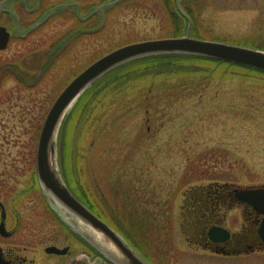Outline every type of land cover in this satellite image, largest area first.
I'll list each match as a JSON object with an SVG mask.
<instances>
[{
    "label": "rangeland",
    "instance_id": "rangeland-1",
    "mask_svg": "<svg viewBox=\"0 0 264 264\" xmlns=\"http://www.w3.org/2000/svg\"><path fill=\"white\" fill-rule=\"evenodd\" d=\"M202 8L194 31L202 37L196 38L240 45L239 40L256 37L264 46V0H224L213 14L209 6ZM136 28L140 39L174 32L173 25H160L157 18H140ZM259 30L263 33L255 35ZM101 33H93L90 49L84 48L91 62L127 42ZM195 64L192 74L163 66L124 77L84 106L79 120L65 124L75 113L73 103L57 138L58 166L64 179L77 190L86 187L93 201H103L105 193L114 213L103 217L151 264H264V254L220 257L191 248L189 241L205 223L203 216L187 223L193 199L205 198L211 186L214 191L229 185L225 190L233 192L264 187V73L212 59ZM55 73L33 90L17 85L5 95L0 90V200L33 214L35 224L25 232L35 236H64L41 206L42 196H36L44 192L33 188L44 120L77 74L66 73L56 82ZM101 180H123L121 188L127 190L111 194L98 186ZM18 194L26 197L18 200ZM123 201L128 205L121 207ZM150 210L157 215L148 217ZM234 211L222 210L232 232L241 228Z\"/></svg>",
    "mask_w": 264,
    "mask_h": 264
},
{
    "label": "flooded vegetation",
    "instance_id": "flooded-vegetation-1",
    "mask_svg": "<svg viewBox=\"0 0 264 264\" xmlns=\"http://www.w3.org/2000/svg\"><path fill=\"white\" fill-rule=\"evenodd\" d=\"M221 1L223 3L224 0H0V90H3L2 93L5 95V92L11 93L13 85H17L15 89H36L51 72L57 73L56 82L66 73L79 74L93 62L90 53L86 54L84 48L90 49L92 34L97 33L99 29L103 38L126 40L127 42L121 46L144 40L184 37L189 28L190 36L202 37L200 34H194L195 29L200 26L198 20L201 8L207 5L210 7L209 13L213 14L215 5H220ZM140 18L148 22H155L157 18L160 25H173L174 32L166 34L164 31L163 35L140 39L136 28ZM200 30L203 31L204 28L201 27ZM261 33L263 32L260 30L254 32L255 35ZM239 41H243L240 44L242 46L264 50V46L259 42L261 40L256 37ZM51 78L53 79L52 76ZM122 181L101 180L98 186L106 187L111 194L117 195L127 190L121 188ZM33 183V188L37 191L35 185L39 187L38 180ZM67 183L72 193L88 209L113 227L110 221L103 217L105 213L109 215L114 213V209L109 208L112 204L106 202L108 198L103 191L101 192L103 201L95 202L91 199L92 193L88 194L86 187L84 191L80 188L77 192L69 181ZM212 188L211 186L210 191L205 193V198L193 199L195 204L188 208L190 212L186 217H192L191 221L186 219L187 223H192L196 216H203L205 220L202 229L195 230L193 241H189L191 248H203L220 257L264 254V240L259 234L263 215L250 205L240 202L232 190L226 191L225 188L228 189L229 186L216 187L214 191ZM36 196H42L41 206L45 207L52 218L51 221H56L61 226L64 236L54 232L36 236L26 233L25 228L35 224L33 214L29 215L25 209L21 211L17 203L0 200V247L7 262L114 264L93 251L80 235L62 224L43 193ZM17 197L21 200L26 195L18 194ZM149 199L151 201L152 198L148 196L147 201ZM38 200L41 201L39 198ZM124 205L128 204L124 202L121 207ZM224 208L235 209L234 213L238 216L241 228L235 232L230 231L231 236L227 241L215 242L209 238L208 231L212 226L227 228L224 224L225 216L222 214ZM156 215L157 213L150 210L148 217ZM29 237L36 239L33 244L28 242ZM133 245L139 247L137 244ZM51 248L58 250L49 251ZM28 252L35 257H30Z\"/></svg>",
    "mask_w": 264,
    "mask_h": 264
},
{
    "label": "water",
    "instance_id": "water-1",
    "mask_svg": "<svg viewBox=\"0 0 264 264\" xmlns=\"http://www.w3.org/2000/svg\"><path fill=\"white\" fill-rule=\"evenodd\" d=\"M187 54L229 62L264 72V50L233 45L224 42L199 40L190 36V28L184 37L147 40L120 47L96 60L77 75L61 92L51 107L40 133L37 149V175L42 190L55 212L71 229L114 264H150L116 230L89 210L67 186L58 166V134L68 109L95 81L111 70L135 59L161 55ZM237 199L263 215L259 234L264 240V187L237 189ZM58 202L59 206L55 205ZM81 223V224H79ZM91 229L101 234L113 245L118 257L109 256L83 231ZM212 241H227L231 233L221 226L209 230ZM58 249L51 248L49 251ZM0 264H10L3 257L0 247Z\"/></svg>",
    "mask_w": 264,
    "mask_h": 264
},
{
    "label": "trees",
    "instance_id": "trees-1",
    "mask_svg": "<svg viewBox=\"0 0 264 264\" xmlns=\"http://www.w3.org/2000/svg\"><path fill=\"white\" fill-rule=\"evenodd\" d=\"M200 60L207 61L210 59L190 56V55H158V56H150V57L137 59L123 66H120L110 71L102 78H100L88 90H86L83 93V95L79 98L78 102L74 107L75 113H73L72 116L69 117L67 123L68 121L72 123L73 121L79 120V115L82 114L81 113L82 110L85 109L84 106L86 107V105H88L89 102L93 103V101H96V99L100 95H102L101 93L106 88L118 84V82H121L122 79H124V77L127 76L131 77V75H133L134 73L143 75L145 72H149L151 70L153 71L155 67L163 68V66L170 68L171 71L178 69L180 71H187L186 74L188 73L192 74L193 71H191V69L197 66L195 62H198ZM227 64L231 65L230 63ZM235 66L239 67L237 65H234V67ZM165 72H167V70L166 71L164 70L162 73H158L156 77L159 78L160 76L166 74ZM211 72L215 73V70H212ZM203 74H207V73H203ZM35 178H36L35 180H38L37 177ZM67 180L70 179L67 178ZM69 182L71 183L72 186H74L72 180ZM75 191L78 192L76 188Z\"/></svg>",
    "mask_w": 264,
    "mask_h": 264
},
{
    "label": "bare ground",
    "instance_id": "bare-ground-1",
    "mask_svg": "<svg viewBox=\"0 0 264 264\" xmlns=\"http://www.w3.org/2000/svg\"><path fill=\"white\" fill-rule=\"evenodd\" d=\"M55 205L59 206V203L56 202ZM81 224V223H79ZM77 228L81 231H83L87 236H89V238L102 250H104V252H106L109 256L111 257H118L116 255V250L114 249L113 245L110 244L109 242H107V240L99 233H97L96 231H93L91 229L88 228V230L86 229H82L81 225H77Z\"/></svg>",
    "mask_w": 264,
    "mask_h": 264
}]
</instances>
